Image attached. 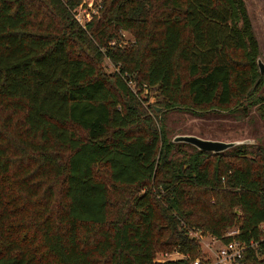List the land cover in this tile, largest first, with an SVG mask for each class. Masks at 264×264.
<instances>
[{"label": "trees", "instance_id": "obj_1", "mask_svg": "<svg viewBox=\"0 0 264 264\" xmlns=\"http://www.w3.org/2000/svg\"><path fill=\"white\" fill-rule=\"evenodd\" d=\"M81 3L0 0V264H187L157 256L200 255L196 232L264 264V146L176 160L161 117L264 107L246 1L103 0L84 26Z\"/></svg>", "mask_w": 264, "mask_h": 264}, {"label": "rangeland", "instance_id": "obj_2", "mask_svg": "<svg viewBox=\"0 0 264 264\" xmlns=\"http://www.w3.org/2000/svg\"><path fill=\"white\" fill-rule=\"evenodd\" d=\"M245 1L259 42V59L264 64V0ZM84 2L85 5L82 6L83 8L91 4L95 10L97 9L95 16L100 14L97 5L99 3H103V0H82L81 4ZM83 8L79 9L81 14L84 11ZM114 42H117V44L122 45L123 47H127L134 43V37L128 30L120 29L111 44H114ZM102 64L107 73L114 72L117 69L115 65L106 57L103 59ZM140 96L143 99L148 113H151V107L148 106L158 104V91L156 88L145 89L142 91ZM156 108L161 110L159 105L156 106ZM263 109L264 107L258 109L257 106H252L247 110V112H244L242 109H238L233 112L209 110L198 114L188 110L174 108L171 110H163L161 117L163 118V125L168 137L171 139L179 134H192L206 139H215L227 142L249 140L245 145H247L246 152L250 154L251 151L254 150V147L251 146L252 144L255 145L259 143L264 146ZM233 149L234 148L232 147L225 151H231ZM193 151L194 149L190 146V144H181L179 147L174 149L172 157L181 161L185 156H188ZM193 235L199 236L201 255L203 250L208 249L205 244L210 242L211 235L202 234L200 236L198 232L193 233ZM174 253L175 252L167 253L166 256L175 258V255H173ZM166 256L158 254L157 260H163Z\"/></svg>", "mask_w": 264, "mask_h": 264}, {"label": "built area", "instance_id": "obj_3", "mask_svg": "<svg viewBox=\"0 0 264 264\" xmlns=\"http://www.w3.org/2000/svg\"><path fill=\"white\" fill-rule=\"evenodd\" d=\"M85 5V2L76 9L74 16L76 20L82 24L83 26L89 20H91L96 14L97 9L92 7L91 4L88 6L82 7ZM101 7L99 3L97 5ZM84 9V11L80 12L79 9ZM131 84V81L129 82ZM132 85V84H131ZM261 237L260 241H264V224L261 225ZM239 233V228L234 227L233 229H229L226 231V236H234ZM201 236V235H200ZM210 242L205 244L207 246V250H203L202 254L191 258L188 254L175 252V258H183L187 259V264H240V260L243 258L244 254L248 249L253 248L257 245V241L250 240L249 242L242 241L240 239H232L227 242H224L221 238L211 235ZM161 255H167V253H162ZM170 256H166L163 259H168ZM174 259V258H170Z\"/></svg>", "mask_w": 264, "mask_h": 264}, {"label": "water", "instance_id": "obj_4", "mask_svg": "<svg viewBox=\"0 0 264 264\" xmlns=\"http://www.w3.org/2000/svg\"><path fill=\"white\" fill-rule=\"evenodd\" d=\"M257 62L260 68V72L263 73L264 64L260 61L259 57L257 59ZM157 110H159V108H157ZM172 141L190 144L201 151L219 153L229 148H232L236 145L246 144L248 143L249 140L227 142V141H222V140L206 139V138H202V137H199L197 135H192V134H179V135H176L172 139Z\"/></svg>", "mask_w": 264, "mask_h": 264}]
</instances>
